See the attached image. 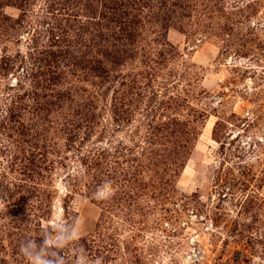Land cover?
<instances>
[{
    "label": "rangeland",
    "instance_id": "rangeland-1",
    "mask_svg": "<svg viewBox=\"0 0 264 264\" xmlns=\"http://www.w3.org/2000/svg\"><path fill=\"white\" fill-rule=\"evenodd\" d=\"M57 215L101 264H264V0H0V264Z\"/></svg>",
    "mask_w": 264,
    "mask_h": 264
},
{
    "label": "clouds",
    "instance_id": "clouds-1",
    "mask_svg": "<svg viewBox=\"0 0 264 264\" xmlns=\"http://www.w3.org/2000/svg\"><path fill=\"white\" fill-rule=\"evenodd\" d=\"M113 191L112 181L108 180L97 188L93 196L97 200H106ZM82 230L80 218L66 219L57 215L53 227L39 236L42 243L38 244L37 238L25 239L20 243L19 252L28 264H69L68 257L63 254L67 250L72 252L73 264H101L99 258L93 260L82 246L77 247Z\"/></svg>",
    "mask_w": 264,
    "mask_h": 264
}]
</instances>
